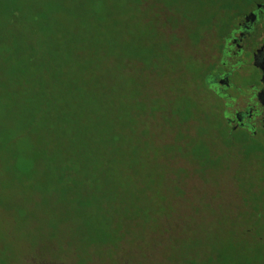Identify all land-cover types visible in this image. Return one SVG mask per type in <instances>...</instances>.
Masks as SVG:
<instances>
[{
	"label": "trees",
	"instance_id": "16d2710c",
	"mask_svg": "<svg viewBox=\"0 0 264 264\" xmlns=\"http://www.w3.org/2000/svg\"><path fill=\"white\" fill-rule=\"evenodd\" d=\"M244 2L0 0V208L31 216V198L52 201L53 197L52 203L64 207L62 216L49 222L48 230L57 233L72 210L80 214L94 206L96 189L86 194L89 200L84 202L86 195L79 187L109 184L114 178L110 166L130 158L128 153L119 156L113 141L128 137L141 143L149 139L150 126L155 138V129L162 126L173 135L170 143L180 149L169 160H186L199 178L227 169L233 158L238 165L234 177L238 191L257 211L264 197V190L257 191L264 188V142L240 131L233 133L223 99L204 86L215 100L210 107L199 93L191 92V99L180 96L173 108V96L152 94L147 87L153 75L165 74L173 63L186 77L201 72L191 58L178 54V22L185 34L195 26L209 28L224 16L232 18ZM117 78L126 90L118 99L111 94ZM114 107L118 109L113 120ZM89 147L99 152L89 155L84 152ZM108 148L118 160L109 159ZM135 157L145 161L146 154ZM100 167L98 179L88 173ZM114 193L106 189L101 198L108 201ZM246 211L247 218L255 220L250 230L256 231L264 215ZM42 245L62 246L52 240ZM61 254L52 253L56 259Z\"/></svg>",
	"mask_w": 264,
	"mask_h": 264
},
{
	"label": "rangeland",
	"instance_id": "374dc122",
	"mask_svg": "<svg viewBox=\"0 0 264 264\" xmlns=\"http://www.w3.org/2000/svg\"><path fill=\"white\" fill-rule=\"evenodd\" d=\"M183 40L178 44L180 55L188 46L185 37ZM173 64L165 74L152 76L147 85L150 92L173 96V108L178 106L180 96L191 99V92L199 93L205 106L214 105L213 96L203 90L196 76L186 77L182 70L178 74V63ZM120 82L118 78L112 81L111 94L117 99L126 92ZM103 86L102 82L100 88ZM117 109H112L113 120ZM158 128L155 138L150 126L149 139L141 143L134 144L136 140L128 137L113 141L118 155L128 153L130 158L110 166L114 178L109 184L79 187L83 196L96 189L98 197L91 199L94 206L80 214L72 210L70 220L57 233L48 230L49 222L60 218L64 207L58 201L52 203L53 197L52 201L29 197L31 216L0 208V264H264V245L256 244L257 234L264 235V225L251 232L255 220L242 216L239 183L234 178L238 165L233 158L228 160L227 169H215L199 178L186 160H169L178 144H171L173 135L162 126ZM108 149L109 159L118 160L113 148ZM84 152L91 155L99 151L89 147ZM135 154H146L145 161H139ZM86 164L90 167L89 162ZM100 169L86 170L98 179L96 171ZM106 189L115 193L103 201L101 193ZM87 200L86 195L82 201ZM100 207L106 212H100ZM54 210L61 213L54 215ZM99 239L106 243L101 244ZM48 240L62 246H43ZM54 252L62 253L60 259L53 258Z\"/></svg>",
	"mask_w": 264,
	"mask_h": 264
},
{
	"label": "flooded vegetation",
	"instance_id": "af4514ba",
	"mask_svg": "<svg viewBox=\"0 0 264 264\" xmlns=\"http://www.w3.org/2000/svg\"><path fill=\"white\" fill-rule=\"evenodd\" d=\"M239 11L232 18L228 15L214 21L209 28H190L188 34L178 22V44L186 38L188 53L186 48L182 55L191 58L196 70L199 67L196 81L223 99L232 132L264 142V0H245ZM263 190L257 189L259 193ZM240 196L242 214L247 216L248 210L253 215L255 209L249 208L247 195ZM263 202L261 196L254 211L261 216ZM257 240L264 245V235L260 233Z\"/></svg>",
	"mask_w": 264,
	"mask_h": 264
}]
</instances>
